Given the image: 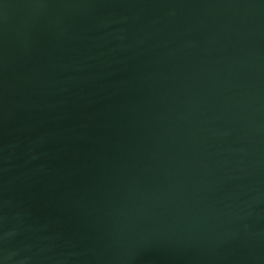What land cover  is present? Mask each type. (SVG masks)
<instances>
[{"label":"water","instance_id":"1","mask_svg":"<svg viewBox=\"0 0 264 264\" xmlns=\"http://www.w3.org/2000/svg\"><path fill=\"white\" fill-rule=\"evenodd\" d=\"M0 264H264V0H0Z\"/></svg>","mask_w":264,"mask_h":264}]
</instances>
